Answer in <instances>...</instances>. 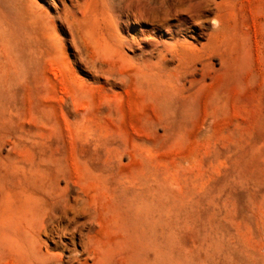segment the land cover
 I'll return each mask as SVG.
<instances>
[{"label": "rangeland", "instance_id": "374dc122", "mask_svg": "<svg viewBox=\"0 0 264 264\" xmlns=\"http://www.w3.org/2000/svg\"><path fill=\"white\" fill-rule=\"evenodd\" d=\"M57 1L0 0V264H264V0H75L99 75Z\"/></svg>", "mask_w": 264, "mask_h": 264}, {"label": "bare ground", "instance_id": "6f19581e", "mask_svg": "<svg viewBox=\"0 0 264 264\" xmlns=\"http://www.w3.org/2000/svg\"><path fill=\"white\" fill-rule=\"evenodd\" d=\"M59 1V7L55 8V20H57L60 24V28L64 31L65 35L67 34V36L70 38V43L71 45L78 50L79 56H80V62L86 66V68H88L90 71H93L94 74L99 75L103 73V68L100 67V65H98L97 63V59H96V55L95 52H93V54H91V49L92 51H94L93 49V44H92V39H91V35H89L86 31H84L85 28H82L81 23L79 22L80 19L78 20V16L81 14L82 16H84V18L87 15V7L83 5L82 2H85L86 0H82V2L77 3L75 0H58ZM57 1V2H58ZM30 4L32 5V9L30 11H32V14L34 16H37L39 19H41L42 17H44L47 22H49L51 25H54V18H52L51 16L48 15L47 12H45L40 6H38L36 3L33 2V0H29ZM50 2V1H48ZM66 2H68V4H66ZM91 2V0H90ZM1 3V2H0ZM46 3V2H45ZM4 4V3H3ZM57 4V3H56ZM49 6V5H48ZM30 7V6H29ZM47 8V7H46ZM9 11V9H7ZM76 11V12H75ZM4 12V9L3 11ZM13 12V11H12ZM31 13V12H30ZM54 13V12H53ZM28 14V13H27ZM29 18L31 17L30 14ZM1 17V16H0ZM33 17V16H32ZM44 18H42L44 20ZM10 19V17H9ZM12 19V18H11ZM36 19V18H35ZM13 20V19H12ZM30 20V19H29ZM15 21V20H14ZM21 21V20H20ZM32 22L34 20H31ZM38 22L41 23V20H39ZM46 22V23H47ZM6 23V22H5ZM4 23V24H5ZM14 23V22H13ZM19 23V22H18ZM36 23V22H35ZM39 23V25H41ZM43 24V23H42ZM57 24V23H56ZM45 25V24H44ZM48 25V24H46ZM8 26V25H7ZM16 26V25H15ZM19 26V24H18ZM49 26V25H48ZM43 27V26H41ZM47 27V26H46ZM45 27V28H46ZM50 27V26H49ZM58 27V26H57ZM1 28V27H0ZM16 28V27H15ZM18 28V27H17ZM47 29H52V27L47 28ZM18 30V29H17ZM37 30V29H36ZM46 30V29H45ZM53 30V29H52ZM51 30V31H52ZM8 31V30H7ZM16 31V30H15ZM20 31V30H19ZM48 31V32H51ZM47 32V33H48ZM89 32V31H88ZM18 33V31L16 32ZM90 33V32H89ZM8 34V33H7ZM20 35V34H19ZM42 35V34H41ZM52 35V34H51ZM18 36V35H17ZM21 36V35H20ZM19 36V37H20ZM43 36V35H42ZM91 36V37H90ZM44 37V36H43ZM50 37V36H49ZM21 38V37H20ZM39 38V37H38ZM1 39V38H0ZM2 40V39H1ZM23 40V39H22ZM33 41V39H31ZM50 40L55 44L60 46L59 44V38L54 35L50 38ZM49 40V41H50ZM49 41L47 42L48 46H49ZM50 41V43H51ZM46 46V45H45ZM94 46H95V42H94ZM13 47V46H11ZM47 47V46H46ZM56 47V46H55ZM3 48V47H2ZM24 48V47H23ZM51 48V46H50ZM58 49V48H55ZM23 50V49H22ZM38 50V49H37ZM15 51V50H14ZM40 52V51H39ZM6 53V52H5ZM33 53V51H32ZM7 54V53H6ZM38 55V54H37ZM29 56V54L27 55ZM6 57V56H5ZM30 57V56H29ZM36 57V56H35ZM53 58H51L52 60H55L56 63H58V61H56L57 59H55V56H52ZM36 59V58H35ZM9 61V60H7ZM18 61V59H17ZM21 61V60H20ZM29 61V60H28ZM27 61V62H28ZM36 62V60H35ZM30 63V62H28ZM11 65V64H10ZM17 65V64H16ZM24 65V64H22ZM6 66V64H5ZM17 68V66H16ZM23 68V67H22ZM26 68V67H25ZM31 68V66L29 67ZM19 69V68H17ZM2 70V69H1ZM0 70V72H1ZM4 70V68H3ZM30 70V69H29ZM10 71V70H9ZM26 71V70H25ZM20 72V71H19ZM56 73V72H55ZM26 75V74H24ZM19 77V76H18ZM97 77V76H96ZM13 78V77H11ZM5 79V77H4ZM9 81V80H8ZM5 87V86H4ZM10 87V86H9ZM8 87V88H9ZM6 88V87H5ZM5 88H2L5 89ZM1 89V88H0Z\"/></svg>", "mask_w": 264, "mask_h": 264}]
</instances>
